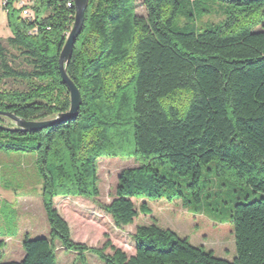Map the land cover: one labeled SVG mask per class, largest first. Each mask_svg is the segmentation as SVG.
I'll list each match as a JSON object with an SVG mask.
<instances>
[{
	"label": "trees",
	"instance_id": "16d2710c",
	"mask_svg": "<svg viewBox=\"0 0 264 264\" xmlns=\"http://www.w3.org/2000/svg\"><path fill=\"white\" fill-rule=\"evenodd\" d=\"M18 1L6 6L11 36H0V111L52 119L71 106L59 58L75 3L34 0L29 19ZM142 5L146 16L138 14L137 0H89L68 66L83 98L77 117L26 132L0 116V151L36 155L51 227L49 236H25L23 260L0 264H58V244L84 263L91 252L103 264H264V198L246 194L235 203L233 260L156 222L136 227L132 255L111 241L89 247L72 238L55 205L60 196L86 198L124 228L139 212L151 213L147 199L190 204L180 184L185 176L200 201L202 183H213L203 181L204 167L247 193L264 194V0H142ZM215 7L223 19L202 23ZM6 80L26 87H4ZM103 155L138 163L121 170L109 203L100 200ZM135 199L143 200L140 209ZM4 245L0 240V251Z\"/></svg>",
	"mask_w": 264,
	"mask_h": 264
},
{
	"label": "rangeland",
	"instance_id": "374dc122",
	"mask_svg": "<svg viewBox=\"0 0 264 264\" xmlns=\"http://www.w3.org/2000/svg\"><path fill=\"white\" fill-rule=\"evenodd\" d=\"M137 12L144 16L147 14L142 0H137ZM179 19H183L182 15ZM222 19V12L215 7L203 17L202 23L219 22ZM0 36L4 39L11 36L8 11L3 7V0H0ZM4 87L25 89L26 85L24 82L6 80ZM4 122L14 125L8 118H4ZM137 164L134 158L127 156L103 155L99 158L102 202L109 203L113 199L121 170ZM203 170V181L213 179V183H202L203 195L200 201L194 198L192 189L187 187L191 179L185 176L180 184L186 197L191 200L190 204L184 206L183 200L177 199H147L151 213L139 212L134 223L124 228H117L109 214L86 198L78 200L69 196V199H62L66 196H60L62 198H57L55 205L70 224L72 238L89 247L102 248L107 241H111L132 255L135 253L133 236L136 227L156 222L159 226L188 238L194 245H203L208 250H213L217 257L233 260L236 251L231 223L234 205L239 200L243 202L246 194L251 195V200L264 198V194H254L250 189V193H247V188H240L228 179H218L209 174L206 167ZM241 189L243 190L240 191ZM42 190L43 182L33 152L0 151V240L5 241V246L0 251V263L23 260V239L26 235L31 238L50 235L51 227L43 205ZM134 202L140 209L143 200L135 199ZM107 252L111 253V250L107 249ZM57 255L58 264H103L91 252L86 253V263L76 261L77 254L65 250L60 244Z\"/></svg>",
	"mask_w": 264,
	"mask_h": 264
},
{
	"label": "water",
	"instance_id": "95a60500",
	"mask_svg": "<svg viewBox=\"0 0 264 264\" xmlns=\"http://www.w3.org/2000/svg\"><path fill=\"white\" fill-rule=\"evenodd\" d=\"M74 3L76 11L74 24L68 34L66 43L59 58V68L61 76L70 93V109L67 112L60 113L56 117L47 120H27L16 115L15 113L0 111V116L12 120L17 129L26 132L39 131L48 128L60 122L61 120L67 118H75L79 115L83 98L79 87L68 74V66L74 54L76 39L78 38L84 27L85 14L88 8L89 0H74Z\"/></svg>",
	"mask_w": 264,
	"mask_h": 264
},
{
	"label": "built area",
	"instance_id": "2783aa9c",
	"mask_svg": "<svg viewBox=\"0 0 264 264\" xmlns=\"http://www.w3.org/2000/svg\"><path fill=\"white\" fill-rule=\"evenodd\" d=\"M8 4V0H3V7L7 10L6 6ZM34 5V0H19L18 7L22 10V15L29 19H34V13L32 10V6ZM73 5L72 2H68V6L71 7Z\"/></svg>",
	"mask_w": 264,
	"mask_h": 264
},
{
	"label": "crops",
	"instance_id": "0c3cea01",
	"mask_svg": "<svg viewBox=\"0 0 264 264\" xmlns=\"http://www.w3.org/2000/svg\"><path fill=\"white\" fill-rule=\"evenodd\" d=\"M57 198H62V197H57ZM57 198H55V200L57 199ZM70 197L69 196H66V197H64V198H62V199H69ZM72 198H78V200H85L84 198H81V197H72ZM77 200V199H76ZM90 202H93L92 200H89ZM60 213H61V211H60ZM62 214V213H61ZM63 216V215H62ZM64 217V216H63ZM65 218V217H64ZM70 225V224H69ZM71 228V227H70ZM72 232V231H71ZM6 241H7V239H6ZM5 246V245H4Z\"/></svg>",
	"mask_w": 264,
	"mask_h": 264
}]
</instances>
